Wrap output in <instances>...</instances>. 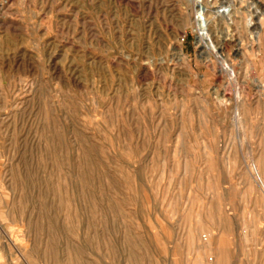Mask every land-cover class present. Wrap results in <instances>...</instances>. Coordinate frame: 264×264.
<instances>
[{"label": "rangeland", "instance_id": "rangeland-1", "mask_svg": "<svg viewBox=\"0 0 264 264\" xmlns=\"http://www.w3.org/2000/svg\"><path fill=\"white\" fill-rule=\"evenodd\" d=\"M259 1L0 0V264H264Z\"/></svg>", "mask_w": 264, "mask_h": 264}, {"label": "bare ground", "instance_id": "bare-ground-1", "mask_svg": "<svg viewBox=\"0 0 264 264\" xmlns=\"http://www.w3.org/2000/svg\"><path fill=\"white\" fill-rule=\"evenodd\" d=\"M256 13H257V12H256ZM250 20H251V19H250ZM250 20H249V21H250ZM248 25H251V21L248 23ZM258 90H260V88H259ZM260 91H261V90H260ZM258 92H259V91H258ZM258 92H257V93H258ZM257 93H256V94H257ZM261 93H263V92L261 91ZM261 93H260V94H261ZM258 94H259V93H258ZM260 94H259V95H260ZM263 94H264V93H263ZM260 96H261V95H260Z\"/></svg>", "mask_w": 264, "mask_h": 264}, {"label": "built area", "instance_id": "built-area-1", "mask_svg": "<svg viewBox=\"0 0 264 264\" xmlns=\"http://www.w3.org/2000/svg\"><path fill=\"white\" fill-rule=\"evenodd\" d=\"M259 1V0H258ZM260 2V1H259Z\"/></svg>", "mask_w": 264, "mask_h": 264}]
</instances>
